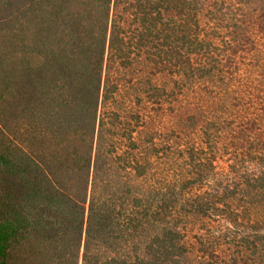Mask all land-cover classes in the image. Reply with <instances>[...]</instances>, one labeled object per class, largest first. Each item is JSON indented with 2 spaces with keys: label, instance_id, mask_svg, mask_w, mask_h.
Here are the masks:
<instances>
[{
  "label": "trees",
  "instance_id": "1",
  "mask_svg": "<svg viewBox=\"0 0 264 264\" xmlns=\"http://www.w3.org/2000/svg\"><path fill=\"white\" fill-rule=\"evenodd\" d=\"M10 1L0 9V264H253L254 258L241 259L256 258L264 249V73L244 65L252 54L264 67V5L24 0L12 6ZM137 66L150 78L161 75V94L149 95L161 101L164 114L188 90L195 91L194 84L219 91L210 117L184 118H205L211 127L198 141L189 139L183 151L182 177L189 187L208 179L206 171L218 177L223 147L233 166L246 168L251 200L239 210L229 196L220 216L221 192L215 188L208 209L220 229L199 235L198 246L191 244L187 212L180 213L178 227H167L168 218H162L166 228L152 236L143 229L145 218L133 216L128 223L141 229L128 235L113 229L119 218L112 215V202L106 207L92 202L87 215L85 201L68 193L67 139L50 122L48 106L96 119L101 97L107 101L110 88L120 89L108 74L103 86V70ZM6 106L22 113L19 132L4 126ZM28 126L33 132L21 134ZM87 160L74 154L77 173ZM125 238L130 246L120 244Z\"/></svg>",
  "mask_w": 264,
  "mask_h": 264
},
{
  "label": "rangeland",
  "instance_id": "2",
  "mask_svg": "<svg viewBox=\"0 0 264 264\" xmlns=\"http://www.w3.org/2000/svg\"><path fill=\"white\" fill-rule=\"evenodd\" d=\"M8 2L0 0V9ZM21 2L24 0L10 1L12 6H18ZM263 5L264 0H253L247 6L249 9H259ZM259 58L251 54L244 68L246 66L247 70H261L264 73V67L260 65L263 59ZM107 74L111 82H120V89L115 91L113 87L110 88L107 101L101 97L96 119L80 113L78 109H54L53 105L48 106L52 116L50 122L53 126H61L59 133L67 139L66 154L69 159L65 166L69 171L68 193L77 200L85 201L87 215L92 202L105 207L112 202L115 209L112 215L121 220L118 219L119 224H115L113 229L128 235H132L135 229H141L128 223L133 216L145 218L143 229L152 236L166 228L167 223L161 222L162 218H168L170 223L167 227H178L181 223L180 213L187 212L190 216L191 244L198 246L199 235H209L220 229L218 223L212 222L208 209L215 199V188L221 192L217 200L222 213L220 216L226 214L229 196L234 198V206L239 210L252 198L246 183L245 166H233L224 147L218 177L210 176V172L206 171L208 179L194 182L193 187H189L182 177L187 170L186 143L189 139L198 141L202 130L210 131L211 127L203 121L217 107L214 102L218 101L215 98L218 89L194 84L195 91L188 90L180 101L173 102L171 112L164 114L161 113V101L149 95L151 92L161 94V75L150 78L148 70L138 66L130 70L113 67L103 70V86ZM252 75L256 76V73ZM103 91L102 95L107 88H103ZM11 108L6 106L3 123L6 128L19 132L17 127L22 126L20 121L23 115L18 109ZM186 113L204 115L205 118L187 121L184 119ZM186 123L188 125L183 131ZM28 128L21 134L28 130L33 132L31 126ZM14 132L12 135L17 134ZM77 152L88 158L87 163L79 164V168L83 169L79 173L72 163ZM133 204L137 206L136 209ZM242 228L248 229L245 224ZM120 244L130 246L131 241L125 238ZM253 258V264H264V249L256 258L245 256L241 262H252Z\"/></svg>",
  "mask_w": 264,
  "mask_h": 264
}]
</instances>
